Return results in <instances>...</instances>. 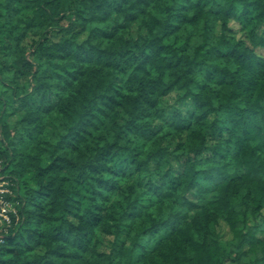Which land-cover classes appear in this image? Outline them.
Masks as SVG:
<instances>
[{"label": "trees", "instance_id": "1", "mask_svg": "<svg viewBox=\"0 0 264 264\" xmlns=\"http://www.w3.org/2000/svg\"><path fill=\"white\" fill-rule=\"evenodd\" d=\"M263 26L264 0H0V264H264Z\"/></svg>", "mask_w": 264, "mask_h": 264}, {"label": "rangeland", "instance_id": "2", "mask_svg": "<svg viewBox=\"0 0 264 264\" xmlns=\"http://www.w3.org/2000/svg\"><path fill=\"white\" fill-rule=\"evenodd\" d=\"M233 27L236 28V35L240 36L243 34L244 30L240 28V25L237 23H231ZM137 26L136 24H132L129 27L128 35L135 36L137 34ZM263 32H264V26H263ZM84 35H81L79 40H82L84 38ZM25 42H29V39L26 40ZM165 111L167 113H172L174 111L180 112L183 115H187L188 111L191 109V101L190 99L184 95V93L181 90L173 89L171 90L164 98L162 102ZM178 139H168L165 141L164 145L167 147L169 150L173 149L176 142ZM213 140H209L207 142V145L212 143ZM204 153H209L208 149H206ZM183 159H178L173 161V165L175 168H179L180 164L182 163ZM2 185H4V182H2ZM216 230L219 234V237L221 240L226 241L229 240L231 237V234L228 230V227L226 224L222 221H218L216 223ZM105 243L100 247V250L107 251L109 248V242L111 240V237L107 236L105 238ZM226 264H232L231 262L227 261Z\"/></svg>", "mask_w": 264, "mask_h": 264}, {"label": "built area", "instance_id": "3", "mask_svg": "<svg viewBox=\"0 0 264 264\" xmlns=\"http://www.w3.org/2000/svg\"><path fill=\"white\" fill-rule=\"evenodd\" d=\"M4 185H2V182L0 183V225L2 224L0 229H5L4 227H7L10 224L11 219L8 213L10 211L15 213L12 204L3 198V194L8 192V189ZM0 242H2L1 239Z\"/></svg>", "mask_w": 264, "mask_h": 264}]
</instances>
